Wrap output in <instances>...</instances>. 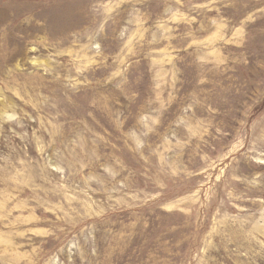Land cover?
Segmentation results:
<instances>
[{"label":"rangeland","instance_id":"1","mask_svg":"<svg viewBox=\"0 0 264 264\" xmlns=\"http://www.w3.org/2000/svg\"><path fill=\"white\" fill-rule=\"evenodd\" d=\"M0 264H264V0H0Z\"/></svg>","mask_w":264,"mask_h":264}]
</instances>
